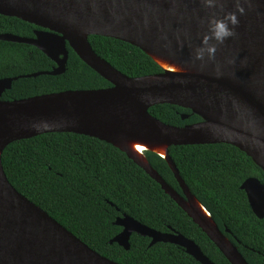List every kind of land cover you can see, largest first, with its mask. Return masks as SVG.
<instances>
[{
    "label": "water",
    "instance_id": "95a60500",
    "mask_svg": "<svg viewBox=\"0 0 264 264\" xmlns=\"http://www.w3.org/2000/svg\"><path fill=\"white\" fill-rule=\"evenodd\" d=\"M239 4L244 14L237 11V0H218L215 8L202 0H0V14L41 27L34 37L1 33L0 40L34 45L56 63L49 71L0 79V264H122L91 248L8 179L2 163L5 148L49 132L79 133L114 145L161 185L231 264H250L192 192L169 151L177 145L228 143L264 171V0H239ZM229 12L239 19L235 35L217 44L214 59L206 51L203 59H197L209 20ZM91 35L141 48L162 72L124 74L96 53ZM68 45L111 86L2 98L20 77L63 74ZM162 62L176 70L166 69ZM165 103L190 109L183 119L196 114L201 120L177 126L149 112ZM146 151L167 161L182 193L159 174ZM241 187L254 213L264 218V183L249 177ZM115 223L123 230L111 244L128 250L132 234L137 233L151 238L150 245L175 243L200 263L216 264L184 235L158 231L126 213Z\"/></svg>",
    "mask_w": 264,
    "mask_h": 264
},
{
    "label": "trees",
    "instance_id": "16d2710c",
    "mask_svg": "<svg viewBox=\"0 0 264 264\" xmlns=\"http://www.w3.org/2000/svg\"><path fill=\"white\" fill-rule=\"evenodd\" d=\"M41 27L0 14V34L34 37ZM98 55L132 77L162 72L141 48L103 35H91ZM69 60L61 75L20 77L5 91L6 100L76 89H98L111 83L85 63L68 45ZM56 63L34 45L0 40V79L49 71ZM160 120L177 126L201 120L191 110L173 104L150 107ZM170 155L199 201L209 210L250 264H264V218L258 217L241 187L249 177L264 183V171L244 151L228 143L171 146ZM159 174L179 192L167 161L145 152ZM10 182L66 228L102 255L122 264H202L180 246L133 233L126 250L110 240L123 227L124 213L167 231L168 226L192 237L216 264H231L217 245L148 173L126 153L95 137L73 132H49L10 143L2 154Z\"/></svg>",
    "mask_w": 264,
    "mask_h": 264
},
{
    "label": "clouds",
    "instance_id": "9594fccd",
    "mask_svg": "<svg viewBox=\"0 0 264 264\" xmlns=\"http://www.w3.org/2000/svg\"><path fill=\"white\" fill-rule=\"evenodd\" d=\"M204 5L208 8H215L217 6L218 0H202ZM237 11L240 14H244V8L239 4L237 0ZM209 32L202 41L201 47L197 50V59H203L205 51L208 53L210 59H214L217 44H223L226 39L235 35L234 28L239 24V19L237 15L233 12L227 13L222 19H217L213 16L209 22ZM229 24L232 27H229ZM211 40H215L216 44H210Z\"/></svg>",
    "mask_w": 264,
    "mask_h": 264
},
{
    "label": "flooded vegetation",
    "instance_id": "af4514ba",
    "mask_svg": "<svg viewBox=\"0 0 264 264\" xmlns=\"http://www.w3.org/2000/svg\"><path fill=\"white\" fill-rule=\"evenodd\" d=\"M180 193H182V192H180ZM184 211V210H183ZM186 213V212H185ZM188 215V214H187ZM191 218V217H190ZM192 219V218H191ZM193 220V219H192ZM194 222V221H193ZM195 223V222H194ZM221 229V228H220ZM226 229H228V228H225V230H222L225 234L226 233H230V230H229V232L228 231H226ZM163 232H165V233H170V234H173V235H176V234H181V235H184L185 237H187V238H189V239H191V240H193V241H195L196 242V240L195 239H193L192 237H190V236H188V235H186L185 233H183V232H181V231H179V230H177V229H175V228H173L172 226H168V230L167 231H163ZM204 232V231H203ZM205 233V232H204ZM207 235V234H206ZM226 236L228 237V235L226 234ZM229 238V237H228ZM151 239V238H150ZM230 239V238H229ZM231 240V239H230ZM232 241V240H231ZM168 243H170V242H168ZM171 244H175V243H171ZM196 244L197 245H199L197 242H196ZM175 245H177V244H175ZM179 246V245H178ZM200 246V245H199ZM185 252H186V250H185V248H183L182 246H180ZM200 248H201V246H200ZM202 249V248H201ZM203 251V250H202ZM187 253V252H186ZM187 254H189V253H187ZM190 255V254H189ZM206 255V254H205ZM192 256V255H191ZM193 257V256H192ZM194 258V257H193ZM195 259V258H194ZM198 261V260H197ZM213 261V260H212ZM214 262V261H213ZM215 263V262H214Z\"/></svg>",
    "mask_w": 264,
    "mask_h": 264
},
{
    "label": "bare ground",
    "instance_id": "6f19581e",
    "mask_svg": "<svg viewBox=\"0 0 264 264\" xmlns=\"http://www.w3.org/2000/svg\"><path fill=\"white\" fill-rule=\"evenodd\" d=\"M162 63H163V65L166 67V69L171 70V71H175V70H176V67H175L174 65H172V64H170V63H167V62H162ZM134 147H135V149H137L136 151H137L139 154L143 155V151L140 150V146H139V145H136V146H134ZM159 151L163 152L162 149H160Z\"/></svg>",
    "mask_w": 264,
    "mask_h": 264
}]
</instances>
